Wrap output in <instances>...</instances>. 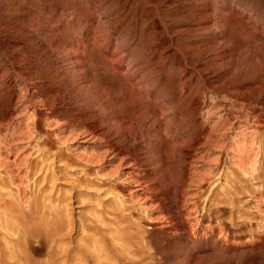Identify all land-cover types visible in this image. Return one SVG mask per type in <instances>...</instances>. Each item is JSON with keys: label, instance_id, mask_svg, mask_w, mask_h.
<instances>
[{"label": "rangeland", "instance_id": "374dc122", "mask_svg": "<svg viewBox=\"0 0 264 264\" xmlns=\"http://www.w3.org/2000/svg\"><path fill=\"white\" fill-rule=\"evenodd\" d=\"M133 1V9L121 11L120 0H0V129L8 136L5 128L22 129L33 115L37 131L10 144L23 143L17 152L26 158L20 166L24 182L11 185L0 175V204L8 206L0 208V223H6L11 211L22 221L26 217L23 227L36 237L28 253L38 264L54 250L46 235L62 240L72 256L79 246L84 252L82 247L93 251L98 246L93 252L86 249L90 255L86 252L83 260L90 258L77 262L81 264H264V231L257 210L260 206L264 211V0L220 1L232 7L221 21L223 31L215 35L226 41L222 44L228 56L222 65L211 63L219 49L211 47L207 38L192 44L198 52L196 60L211 65L222 80L215 87L210 84L216 95L207 89L199 96L200 107L191 100L175 102L187 93L179 82L180 51H173L172 59L153 51L158 37L150 30L152 16L143 14L152 0ZM103 14L108 20H123L119 38L118 24L96 28V18ZM12 23L14 28H6ZM24 41L28 46L21 55L14 43ZM174 41V47H184L180 40ZM116 45L128 47L132 61L141 62L147 75L144 81L133 65L126 70L125 62L115 60ZM242 81L244 87L232 84ZM193 82L192 96L202 86L201 80ZM247 86L252 90L241 101L230 94ZM168 98L171 106H163ZM7 109L12 114L7 115ZM222 123L225 128L234 125L233 133L237 127L254 133L259 161L248 178L240 176L223 149L212 148L215 140L208 128ZM220 132L224 131L215 135ZM56 133L70 138L68 144L77 153L102 154L98 164L102 174L119 166L118 180H100L94 170L83 175L86 168L79 167L83 164L59 144ZM214 150L219 156L211 176L199 181L196 174L207 161L201 157ZM14 157L8 152V161ZM39 166L48 170L39 173ZM36 206L43 207L46 216H34ZM51 207L60 208L59 213L53 210L55 223L52 215L47 217ZM140 207L151 212L150 221ZM94 217L104 219L102 226ZM88 235L93 241H85ZM127 241L131 243L126 246Z\"/></svg>", "mask_w": 264, "mask_h": 264}, {"label": "bare ground", "instance_id": "6f19581e", "mask_svg": "<svg viewBox=\"0 0 264 264\" xmlns=\"http://www.w3.org/2000/svg\"><path fill=\"white\" fill-rule=\"evenodd\" d=\"M120 1H121L120 2V10L121 11H124L126 9L127 10L128 9L131 10V9H133L136 6V5H134V1L133 0H120ZM142 1L144 2L145 0H142ZM220 1L222 2V0H152V2L151 1L147 2L148 4L149 3L151 4V7H149V10L148 11H143V14L145 15V18H150V16H152L151 17L152 22L150 24L151 25V27H150L151 29L150 30L152 31L153 35H156L158 37V39L155 41L156 42L155 44H157V45L153 48V51L154 52L158 51L161 55H164V56L166 55V57H168V58H171L169 56H171L172 53H174L173 51H177L178 49L180 51V53H179V55H180L179 59H177V57H176V59H177L176 62L178 64V66H179V67L178 66L177 67L180 68V71H179V73H180L179 74L180 75L179 76V82L181 83V86L180 87L184 91H186L187 93L185 94V96H182V98H181V96H179L180 98H178L175 102H182L183 103L185 101L191 100L193 103L197 104L200 107L201 104L199 103L200 102L199 96L202 95V93L205 90L209 89L210 92L212 91L215 95L218 93V92H216V89L214 88L215 85H213V84H215V82L221 83L222 80L217 79V74H215V72L211 69V65H207L206 62H205L206 64L203 63V62H200V60L198 61V59L196 60L195 57H198L197 56L198 55V52L196 50V47L194 45L192 46V44L197 39L207 38L210 41V43H211V45H210L211 47H213L215 49H217V48L219 49L218 54L217 55L215 54L217 56V58L214 55L216 59L213 60L214 59V57H213V59H212L213 61L212 62L210 61V62L213 63V64H216V65H222V62L224 61V59L227 58L228 55L226 54V49H225V47L223 45V44H226V41H224V42L221 41L222 40L221 37H219V36L215 37V35H216V32H218L217 30H219V32H222L223 31L224 27L222 26L221 21L225 17H227L228 15H230V13H228V12H230V9L232 7L231 6H226V7L225 6H222V3ZM216 2H220L221 3V6H219V5L216 6V4H215ZM97 3H98V1H97ZM97 3H95V4H97ZM70 5H73V4H70ZM142 5H143V3H142ZM70 7H72V6H70ZM123 17H124V15H123ZM96 20H97L96 21V28H102L103 24H106L107 27H110L111 25L113 26V24L114 25L118 24L115 28L118 29V31L116 30L117 35H118L117 37L118 38L120 37L121 34H119V33H122V32H119V31H120V28H121V25H122L123 20H121L120 23H118L119 21H113V20H110V19L108 20L107 17H106V15H104V14L102 15V17L98 16L96 18ZM146 20H148V19H146ZM146 20L144 19L143 22H145ZM145 24H147V23H145ZM15 25L16 24L12 23V24L6 25V28H8V29L14 28ZM18 31L19 30H17V32ZM189 34H190V37H189ZM191 34H193V35H191ZM174 39L180 40L181 43L183 42V46L184 47L183 48H176V47H174L173 45L177 41V40L174 41ZM123 44L124 43H122V45ZM27 46H28V42L27 41H24V42H21V43H16V42L14 43V49L17 52H21V55L24 53L23 52V48H26ZM127 48L125 49L122 46L120 47V46H117L116 45L115 48H114V50H113V53H114L113 56H115V60L117 62H125V65H126L125 68H126V70H132L131 69V65H133V67H132V68H134L133 71L139 72L138 73V76H140V73H142V75H141V77H139V79H141V80L144 81L145 77L147 76L146 75V70L144 69V67L141 64V62L136 63V62H133L132 61V59H131L132 56L130 57V54H129ZM176 56H178V55H176ZM19 63H22V62H19ZM254 63H255V61H254ZM132 73H134V72H132ZM130 74H131V72H130ZM240 77H242V76H240ZM141 80L140 81L138 80V81L141 82ZM195 80H201L202 86L200 85V88L201 89L198 90V92H195V94L192 96V94H191V92H192L191 87H192V82L195 81ZM210 84H212L214 87L212 85H210ZM222 84L225 85L226 83H222ZM222 84H220V86ZM232 84L237 85V86H241V87L243 85V87H244V84L245 83H244V81H242V82L232 83ZM234 85H232V86H234ZM217 86H218V84H217ZM229 89H230V87L228 88V90ZM220 90H222V88ZM242 90H243V88H242ZM245 90L242 91V92H241V90H239L240 91L239 92V91L233 89L232 93H230L229 91H227V92L230 93L231 95H234L233 97H236V98H234V99H236V101H241L240 98H242L243 95H246V93L248 91L252 90V88L251 87L249 88L247 86V89H245ZM230 94L228 96H231ZM11 97L13 98L14 95H12ZM158 97L159 96H157L156 99H158ZM198 98H199V101H198ZM11 102H12V100H11ZM161 103L163 104V106L170 107L171 104H172V101L169 100V98H168V99H165V101L163 99V102H161ZM169 109H171V108H169ZM198 111H200V110H198ZM6 112H7L6 113L7 115L8 114H12V112L10 111V109H7ZM32 117H33V115H30V116L27 117V120H29V122L26 123V125L22 129H20L21 127L20 128L18 127L17 129H11L10 127L5 128L4 130L7 131V132H9L8 134L11 135L10 137H9V135L8 136L4 135L3 134V130L0 129V134H2V135H0V175H1L2 178H6L8 180V182H9V184H11V185H13L16 181L20 185L24 182L23 176L21 175V177H20V174L22 173V170L20 169V166L25 163L26 158H25V156H20V154L18 153L19 151L17 152V150L23 146V143H13V145H10V144L13 141H19V140L29 139V138H31L34 135V132L37 133V131L34 130L35 127H34V123H32V120H31ZM166 123H168V121H166ZM46 126L48 127V125H46ZM224 126H225V124L222 123V124H218V125L215 124L214 126L208 128V133L210 135V138H214V140H215V142H213L214 143L213 146L212 145L211 146L214 149H216V148L217 149H220V150L223 149L226 152V155L228 156V158L230 159L232 165L235 167V169L237 170V172L240 174V176H242L244 178H248L250 175H252V173H254L257 170L256 169L257 168L256 167V164H257V161H259V160H257V155L259 153L255 149L256 146L254 144V137H253L254 133H252L251 131L250 132H246L245 131L246 130L245 127H239V128L237 127L236 128V132L233 133V131H235L234 130V125H232L230 128H225ZM202 129H204V128H200V130H202ZM221 130H223L224 132L223 133L220 132L221 134L215 135V132L216 131L219 132ZM142 131H144V130L142 129ZM228 131H230V132H228ZM203 132H204V130H203ZM205 132H207V129L206 128H205ZM232 133H233V135H232ZM55 136H56L57 141L59 142V144L61 146H65L69 150L68 152L73 157H75L77 160H79L80 163L83 164L81 166H79V165L78 166L79 167H83L84 166L86 168V169L83 168L84 170L82 169L83 170V173H84V174L82 173L83 175L88 174L90 170H92V171L94 170L95 171L94 172L95 175H97L100 180L103 179V178H105V179H112V180H118V178H119L118 177V174L120 172L119 166H116L115 168H110L104 174L101 173L103 171H102V169H100V166H98V164L102 161V154L101 155L100 154L97 155V154H90V153H87V152H84L83 154L82 153H77V149L72 150L70 148L71 145L68 144V141H69L70 138H66L65 136L64 137H60L61 135H58L57 133L55 134ZM40 137L44 139V136L41 135ZM219 138H221V139H219ZM206 145H207V143H206ZM111 149L114 150V147L111 146ZM216 151L217 150L211 151L210 153L205 154V155H203L201 157L202 160L207 159V161L206 162H203L202 161L203 164H202V167H200L201 170L199 171V173L196 174V176H198V178H199L198 179L199 181H202V182L204 181L205 182V180L209 177V175L211 176V172H212L211 167L213 166V163L217 162L218 156H219V153L216 152ZM8 152L12 153L13 156H16V157L13 158L12 161H8L7 160L8 159L7 158L8 157ZM67 160L69 161V159H67ZM92 165H96L97 167L94 168V166H92ZM46 170H48V169H46ZM46 170L43 169L42 167H40L39 170H38V172L40 171L41 173H44ZM97 176H95V177H97ZM37 179H39V178H37ZM218 179H219V176L216 177L215 181L218 182ZM44 180H45V178H44ZM8 182L7 183L5 182V183L8 185ZM122 182H124V181H122ZM34 183H36V181H34ZM37 185H38V182H37ZM18 187L19 186H16V189H17V191H20L19 190L20 188H18ZM41 196H42V194H41ZM47 197H46V199H47ZM39 203H36V204H39ZM1 204H0V206H1ZM43 205H41V206H43ZM5 206H6V204L3 205V207L1 206L0 208L1 209L2 208L7 209V208H5ZM10 206L11 205H9V207ZM6 207H8V206H6ZM107 207H108V205H107ZM36 208H39V207L36 206ZM140 208H142V207H140ZM43 209H44L43 207L37 209L36 212H34L33 215L34 216L35 215H38L39 217L46 216L45 213L43 212ZM59 209L60 208H58V209L56 208V210H55L54 207H53V210H55L54 213H59V211H60ZM260 209H261V207L259 206L258 209H257L258 210V213L261 214L260 215L261 223H260V226L259 227H261L263 229V231H264V222L262 223V219L264 218V211H261ZM51 210H52V207H51ZM51 210L49 212V215H47V217H49V216L52 215L53 218L51 220H52L53 223H55V222H57V220L53 216V210L52 211ZM104 210H106V209H104ZM102 212L103 211H101V214L103 216L104 215L103 214L104 212L103 213ZM11 213H13V215H14V212L11 211ZM142 214L145 217V219H147L149 221L151 220V218H150L151 212L149 210H147L145 207L142 208ZM13 215L12 216H9V217H6L7 218L6 219V223H4V222H3V224L0 223V233H3L2 236L0 234V264H38V262L36 260L32 259V257L28 253V248L32 246V244H31V241L32 240L31 239L33 238V240H34V238L36 239V237H34L35 235L33 234V232L27 226L25 228L23 227V225H24L23 222L26 221V217H25V220L22 221L24 218L23 219H20V218H18L17 215H15V216H13ZM99 215H100V212H99ZM120 215L121 214H119L118 216L116 215L119 218V219H117L118 221H120V217H121ZM98 217H100V216H98ZM94 218H96V217H94ZM100 218H103V217H100ZM100 218H99V221H98L97 218H96L97 220L96 219H93V220H96V221L100 222V224L102 226V223L104 222L103 221L104 219H102V221H101ZM4 219H3V221H4ZM108 219L110 220V218H108ZM123 219H124V217H123ZM154 219H156V218H154ZM96 221H95V224L94 225H96ZM118 221H116V219H115V222L116 223H118ZM124 221H128V220L124 219ZM28 222H29V219H28ZM30 222H33V221H30ZM92 223H93V221H92ZM59 224H61V223H59ZM63 224H65V223H63ZM66 224H69V222L66 223ZM26 225H28V224H26ZM37 226H36V228H37ZM70 227H69V230L71 231V229L73 227L71 229H70ZM81 227L83 228V223H82ZM81 227H80V229H81ZM26 229H29V230H26ZM174 230H177V229L174 228ZM94 231L95 232L96 231L99 232V228H98V230L95 229ZM94 231H93V233H94ZM82 234H84V233H82ZM89 235H88V238H89ZM92 235H94V234H92ZM100 235H102V233L99 234V236ZM54 236L53 237L52 236H47V235L45 236L46 237L45 239L48 240V241H50L51 244H53L52 247H54V250H51L50 251L51 255L50 254L47 255L48 259H47V261L45 260L43 262V264H81V263H77V262H81L83 260L82 255L85 257L86 256V252L88 254V251L89 250L92 251L91 249L88 250V248H86L88 250L87 251L83 247H82V250H85L86 252L81 251V246H79L80 248L78 247L77 250H75V251H76V253L79 252L80 254L79 255H76V253H75V256L76 257L75 256H72V255H70V252H67V250H66V249L69 250V248H67L69 246H66V249H65L64 248V244L65 243H62L63 245H61L60 242L62 240H59V239H57V237H54ZM96 236H98V233H97ZM96 236H94V237H96ZM80 237H82V236H80ZM86 237L87 236H84V238H86ZM13 238H15V239H13ZM98 238L99 237H97V239ZM125 238H127L126 235H125ZM86 240L90 242L91 239L90 238L89 239H85V241ZM95 240H96V238H95ZM91 241H93V240H91ZM111 241H112V239H111ZM119 241H121V240H119ZM1 242H3L5 244L4 247L1 246ZM80 242H82V241H80ZM129 242L130 241L125 242L126 246H127V244H129ZM7 243H10V245L8 246ZM36 243H37V245H40L41 241L39 240ZM77 243H78V240H77ZM97 243H100V242L97 241ZM106 243L108 245V241ZM68 244H66V245H68ZM83 244H85V243H83ZM96 244H95V246H97ZM72 245H73V243L71 244V246ZM107 245H105V246H107ZM133 245H136V244H133ZM75 246H72V247H75ZM90 246H91V244H90ZM92 246H94V245H92ZM109 246H110L109 248H111V246H114V245H110L109 244ZM118 246H120L119 243H118ZM126 246L125 245L122 246L124 248H122V250H121V251L124 250L123 251L124 253H122V254H124V256H125V252L127 251V247ZM130 246H131V244H130ZM52 247H50V248H52ZM97 247H96V249H95V247H93L94 250H97L98 249ZM125 248H126V251H125ZM118 249H121V248H118ZM99 250H100V248H99ZM101 250H103V248H101ZM113 250H114V248H113ZM73 251H74V249L71 250V252H73ZM96 252L98 253V251H96ZM114 252H116V251L114 250ZM28 254H29V256H28ZM100 254H102V253H100ZM136 254L139 256V250H138V253H136ZM88 255H90V254H88ZM127 255H130V252L129 253L127 252L126 256ZM87 257H89V256H87ZM98 258H100V257H98ZM124 258H126V257H124ZM88 259H84V260H87L88 261ZM95 263H97V262H95ZM99 263H97V264H99ZM132 263H133V260H132Z\"/></svg>", "mask_w": 264, "mask_h": 264}]
</instances>
